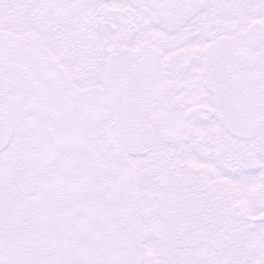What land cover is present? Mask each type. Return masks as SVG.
<instances>
[{"label":"snow or ice","instance_id":"snow-or-ice-1","mask_svg":"<svg viewBox=\"0 0 264 264\" xmlns=\"http://www.w3.org/2000/svg\"><path fill=\"white\" fill-rule=\"evenodd\" d=\"M0 264H264V0H0Z\"/></svg>","mask_w":264,"mask_h":264}]
</instances>
